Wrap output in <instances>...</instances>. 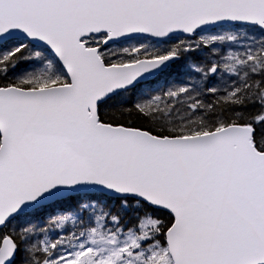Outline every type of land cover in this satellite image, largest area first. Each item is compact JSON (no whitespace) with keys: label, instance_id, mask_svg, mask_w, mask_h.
Listing matches in <instances>:
<instances>
[{"label":"snow or ice","instance_id":"6c2138e0","mask_svg":"<svg viewBox=\"0 0 264 264\" xmlns=\"http://www.w3.org/2000/svg\"><path fill=\"white\" fill-rule=\"evenodd\" d=\"M0 264H264V0H0Z\"/></svg>","mask_w":264,"mask_h":264}]
</instances>
